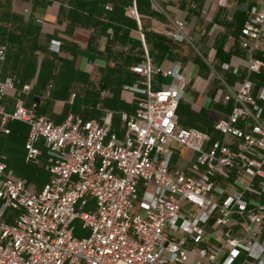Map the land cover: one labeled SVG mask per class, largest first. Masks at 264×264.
Wrapping results in <instances>:
<instances>
[{"label":"built area","instance_id":"1","mask_svg":"<svg viewBox=\"0 0 264 264\" xmlns=\"http://www.w3.org/2000/svg\"><path fill=\"white\" fill-rule=\"evenodd\" d=\"M150 1L166 18L151 31L190 41L188 19ZM103 7L105 15L115 11L111 2ZM124 13L137 24L144 59L125 86L136 107L121 113L122 137L112 112L100 120L70 113L60 123L41 114L37 101L26 100L33 84L3 74L10 45L0 42V135H11L13 123L26 124V161L37 162L42 144L50 173L42 189L32 190L0 155V264H264V79L253 77L264 72L257 56L264 47V0L249 6L239 31L245 70L222 64L239 80L230 83L211 66L222 83L221 101L230 106L213 131L181 125L184 67L153 63L139 0H128ZM52 50L59 51V41ZM154 75L174 81L155 89ZM174 142L190 152L186 169L172 167ZM76 220L89 236L74 234Z\"/></svg>","mask_w":264,"mask_h":264},{"label":"crops","instance_id":"2","mask_svg":"<svg viewBox=\"0 0 264 264\" xmlns=\"http://www.w3.org/2000/svg\"><path fill=\"white\" fill-rule=\"evenodd\" d=\"M58 1L68 3L72 8L59 6L56 3ZM144 1L139 0V6L146 46L153 63L164 69L175 64L184 67L188 88L180 104L190 109L188 114L196 112L199 121L212 122L214 127L215 123L227 114L230 106L224 105L221 101L222 83L220 78L214 75L211 66L221 76L222 71L227 72L230 83L239 80L232 72L223 70L222 64L229 62L245 70L246 53L240 45L239 31L249 6L261 5L263 0H230L226 8L219 7L217 0H160L170 16L188 19L186 32L190 41L183 43L173 42L151 31L152 25L162 26L166 18L153 8L150 0ZM0 2L1 10L7 13L5 16L7 19L1 21L0 26L4 27L5 34L8 33L6 42L10 45L5 65L7 69L3 74H19L23 76V81L20 80L22 83L37 81L32 88L34 94L26 96L28 103L37 101L39 108L48 103L45 102L48 93L44 95L39 86L42 79L54 87V80H50L52 75L57 76L59 80L66 73H71L73 77L68 80L69 84L86 86L88 83L92 84V76L95 75L99 92L87 91L85 97L93 101L99 100V105H103L101 100L113 104L118 98V102L121 101L123 105L122 112H134L135 95L126 91L125 86L134 81L136 75L131 68L144 59V47L136 30L135 20L124 13V6L128 0H0ZM107 2L114 5L115 11L105 15L103 5ZM82 8H87L90 13L84 14L81 12ZM145 21L149 22L148 28L144 26ZM11 32L14 36L9 35ZM55 40L59 41V51L52 50V43ZM55 58L58 65L56 69L51 65ZM153 80L155 89L166 88L174 81L163 75H154ZM103 108V114L98 118L89 119L100 120L106 112L113 113L111 108L105 106ZM66 117L48 118L60 123ZM185 122L186 120L181 125L194 127L186 125ZM199 129L208 130L204 123L199 124ZM12 130V135L24 136L23 140H26L27 129L18 125ZM33 172L34 168H27L22 170L20 177L28 181L27 175ZM44 185H33L31 189L40 190Z\"/></svg>","mask_w":264,"mask_h":264},{"label":"rangeland","instance_id":"3","mask_svg":"<svg viewBox=\"0 0 264 264\" xmlns=\"http://www.w3.org/2000/svg\"><path fill=\"white\" fill-rule=\"evenodd\" d=\"M142 1V0H141ZM144 1V0H143ZM145 2V1H144ZM147 4V2H145ZM148 5V4H147ZM1 2H0V22L5 21L7 18L6 12L1 10ZM2 13V14H1ZM2 15V16H1ZM247 15V14H246ZM132 22V20H130ZM145 28H148L149 22L145 21ZM4 27L0 26V42L5 41L6 42V36L8 33L5 34L3 31ZM9 35H13V32L9 33ZM14 36V35H13ZM9 41V40H7ZM258 57L264 59V47L258 52ZM56 58L52 60V68L56 69L58 68V65L55 62ZM6 63L2 64V69L5 71ZM26 64L25 62L23 63ZM20 68L22 64L19 65ZM63 65H61V69ZM25 68V67H24ZM23 68V69H24ZM36 68V67H35ZM40 68V67H39ZM19 80L23 81V76L14 73ZM222 76L226 80H229V74L227 72L222 71ZM73 75L71 73H66L62 78L58 80L57 76L52 75L50 80H54V87L49 86V82L45 81L44 79L40 80L39 86L42 88V93L46 95V101L48 103H44L40 108L39 112L44 113V116L46 117H57V119H60L61 116L66 117L68 114L72 113L75 116H79L83 119H89V118H98L101 114H103L104 108L108 107L111 108L114 117H113V126L114 130L118 133L120 137L123 135V128H122V120H121V112L122 110V102H118L119 99L117 98L113 104L107 103L104 100H101L103 105H99L98 101H93L89 99L88 97H85L87 91H94L97 93L99 92L98 89V83L96 82V76H92V84L88 83L86 86L83 84H69L68 80L72 78ZM80 77H83V75H80ZM256 80H263L264 79V72L262 75L254 74L253 76ZM49 80V81H50ZM83 80V79H82ZM21 81V83H22ZM36 81V80H35ZM28 81L29 83H32L33 86L37 84V81ZM62 81V82H61ZM51 85V84H50ZM91 85V86H90ZM20 87L22 85H19ZM67 86V88H64ZM34 94L33 89L31 90L30 96ZM99 97V96H98ZM61 98V99H60ZM72 98V99H70ZM31 100V99H30ZM60 101V102H59ZM197 111V110H196ZM178 113L180 116V123H183L184 120H186V125H191L194 127L199 128L200 123H204L209 131H213V123L212 122H201L198 120L197 113L194 112L191 114L190 109L186 107L183 104H180ZM197 118V119H196ZM201 119V118H200ZM60 121V120H58ZM23 127V129L28 130V126L21 122H16L14 125L11 124V127L13 128L17 126ZM207 130V131H208ZM26 132V131H25ZM24 136H18L16 134L11 135H0V155L4 154L7 156V161L9 163V172L11 175L15 176L17 174H20L22 170H25L27 168H34L33 174L27 175L26 178H28L29 181V188H32L33 185L35 186H42V184H45L48 182L50 178L49 172L46 170V163H47V156H46V149L44 145L39 144L42 154L39 156L37 162H27L26 161V155L27 151L25 150V140H23ZM174 156L172 161V167L175 169L180 168H187V162L189 158V150L188 148L174 142L171 144ZM29 172V171H28ZM17 173V174H16ZM18 176V175H17ZM22 176V175H21ZM93 204V203H91ZM89 208V205L87 209ZM15 212V211H13ZM74 226V234L79 237H87L90 234L89 229H84L82 226V222L80 220H76L73 224Z\"/></svg>","mask_w":264,"mask_h":264},{"label":"trees","instance_id":"4","mask_svg":"<svg viewBox=\"0 0 264 264\" xmlns=\"http://www.w3.org/2000/svg\"><path fill=\"white\" fill-rule=\"evenodd\" d=\"M13 128V127H12Z\"/></svg>","mask_w":264,"mask_h":264}]
</instances>
